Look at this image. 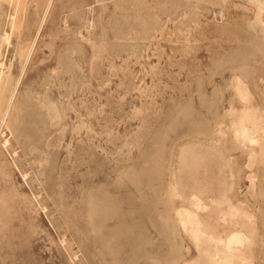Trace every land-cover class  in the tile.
I'll use <instances>...</instances> for the list:
<instances>
[{
	"label": "rangeland",
	"instance_id": "1",
	"mask_svg": "<svg viewBox=\"0 0 264 264\" xmlns=\"http://www.w3.org/2000/svg\"><path fill=\"white\" fill-rule=\"evenodd\" d=\"M9 3L15 10L10 35L19 41L20 48L31 45L42 23L28 60V49L19 55L16 41L3 53L12 76L17 78L21 69L24 71L16 101L25 113L27 110L29 121L35 108L48 111L44 113L52 126L41 143L32 141L27 148L18 145L5 127L0 128V264H89L84 255L93 246L90 243L98 247L113 244H109L111 250H116L122 261L138 253L141 259L150 253L162 260L178 253L183 261L209 264L181 228L176 227V234L159 237L153 246L149 235L141 237L139 222L146 200L157 212H169L174 219L175 211L189 210L205 229L222 238L228 231L239 232L250 224L264 227V220L261 225L258 222L264 206V169L255 166L256 162L251 169L242 165L245 154L233 152L227 126L221 128L229 118L221 127L218 122L232 105L235 109L240 106L239 102L230 103L235 78L242 84L247 82L243 85L253 97L251 102L261 108L264 65L261 69L258 63L263 58H256L255 73L246 76L241 69L239 74V69L234 73L217 65L237 46L250 44L246 22H253L254 15L259 14L264 28V6L259 10L240 0H229L223 10L200 0H0L3 24L9 11L4 7ZM173 5L179 9L176 13ZM244 78L247 80L242 82ZM215 88L222 93H214ZM197 92L206 96L207 105L214 103L216 117L207 111V105L205 109L201 106ZM187 105L195 113V127L183 112ZM213 118L217 121L213 130L217 126V131L206 144L199 134L206 129V121L214 124ZM4 140L9 145L3 146ZM226 156L234 158L225 163ZM251 187L255 191L261 188L262 194L257 191L261 196L257 193V199L250 198ZM90 201L95 208H90ZM136 228L139 231L134 233ZM90 229L96 235L93 242H85ZM259 231L264 244V231ZM176 237L180 241H174ZM259 238L256 247L245 249L247 262L242 264L260 262L251 253L258 249Z\"/></svg>",
	"mask_w": 264,
	"mask_h": 264
},
{
	"label": "bare ground",
	"instance_id": "2",
	"mask_svg": "<svg viewBox=\"0 0 264 264\" xmlns=\"http://www.w3.org/2000/svg\"><path fill=\"white\" fill-rule=\"evenodd\" d=\"M16 3H17V0H15ZM191 1V0H190ZM199 1V0H198ZM202 3H209L210 5H214L215 7L222 9L223 6H225V4L229 1V0H200ZM197 2V1H196ZM240 2H243L245 3L246 5L248 6H251V7H257L256 9H261V6L263 8L264 6V0H240ZM185 3V1H184ZM183 3V4H184ZM188 2H186L187 4ZM49 4V3H48ZM182 4V3H181ZM205 4V5H206ZM188 7H191L192 4H187ZM190 5V6H189ZM197 5V4H196ZM195 5V6H196ZM209 5V6H210ZM194 6V5H193ZM192 6V8H194ZM213 6V7H214ZM9 7V11H7V13L5 14V22L4 24L0 21V128H3L5 127L6 130L9 131V134L11 136V138H13L15 140V142L20 145L21 147H29L31 146L32 144H30L32 141H42L45 139V136H46V131L48 130L49 127L52 126V123L50 124V122L47 121V116L44 112L42 113L41 109L37 110L36 111V108L35 107H39V106H33L34 111H33V116L31 118V120H26L25 118V114H27V110H26V113L24 112L23 108L20 107V105L18 104V102L16 101V97H17V93H18V89H19V85L21 83V80H22V77H23V70L21 69L19 75L17 78H15L14 76H12V73H11V65L8 64L7 66L5 65L4 61H3V53L5 50H7L10 46V44L13 42V41H16L17 42V46H16V51L17 53L22 54V52L26 49L27 50V59L29 58V55H30V50L32 51L31 47L34 46V42L36 41L37 39V35H38V32L40 30V26L42 23L39 24V26L37 27V31L35 32L33 38L31 39V41L29 42V45L31 43L30 46H27V47H22L20 48L19 47V41H17L16 39H13V37H11L10 35V25L14 19V14H15V10L13 8V5L12 4H8L6 5V7H4L5 10H7V8ZM49 7V6H48ZM47 7V8H48ZM171 6H168L169 9ZM174 8V5L172 6ZM212 7V8H213ZM216 8V9H217ZM224 8V7H223ZM165 9V8H164ZM225 9V8H224ZM254 9V8H253ZM255 9V10H256ZM259 9V10H260ZM168 10V9H166ZM173 10H175L174 12L176 13V10L178 11L179 9L176 7V9L174 8ZM47 11V9H46ZM172 11V10H170ZM187 11V10H186ZM169 12V11H167ZM192 12V11H191ZM194 12H195V8H194ZM192 12V14L194 13ZM221 12H224V11H221ZM220 12V13H221ZM263 12V11H262ZM46 13V12H45ZM45 13H43L44 15H46ZM173 13V12H172ZM178 13V12H177ZM256 13V12H254ZM260 13V11H259ZM150 14V13H149ZM191 14V13H190ZM154 15V14H153ZM152 15V17H153ZM179 15V14H178ZM188 15V14H187ZM259 14L257 15H254L256 16L255 17V20L251 23H247V26H246V31L247 33H249V35H247V38L248 39V36H251V38L249 37V41H250V44L249 42H247V46L244 44V46L242 45L241 47L238 48L237 46V49H234V51L232 52L231 55H229L230 57L229 58H225L223 59L226 60V61H220L222 63H219L217 64L218 65V69H225V71H234L235 69H239V72H240V69L243 70V74L246 76L247 75H252V71L254 72V70H252L255 66H256V58L258 57H262L263 60L262 62L260 63L259 61L261 59L258 60V64L259 67L261 69H263V65H264V28H263V24H261V21H259V19L262 20V18H259L258 17ZM4 16V15H3ZM149 16V15H148ZM175 16V15H174ZM173 16V17H174ZM185 16H186V13H185ZM190 16V15H189ZM224 16V15H223ZM244 16V15H243ZM248 16V15H247ZM253 16V15H252ZM262 16V15H261ZM2 17V12H0V18ZM192 19H195L194 16H190ZM189 17V18H190ZM241 17V16H240ZM44 18V17H43ZM156 18V17H155ZM188 18V19H189ZM248 18V17H246ZM254 17H252L253 19ZM158 18L155 19V21L157 20ZM184 19V18H183ZM237 19V18H236ZM243 20L245 19V16L244 18H242ZM44 19H42L41 21H43ZM147 20V19H146ZM221 20V19H220ZM241 20V18H239V21ZM155 21H152L154 22V24H157V22L155 23ZM191 21V19H190ZM195 21V20H194ZM235 21V20H234ZM233 21V22H234ZM238 21V20H237ZM151 22V23H152ZM186 22V21H185ZM232 22V23H233ZM242 22V21H241ZM240 22V23H241ZM30 23V22H29ZM163 23V22H162ZM179 23V22H178ZM189 23V21H188ZM230 23V22H229ZM239 22H237L238 24ZM239 23V24H240ZM245 24V21L242 22ZM36 24V23H35ZM38 24V23H37ZM225 25V23H223ZM228 26L229 24L226 23ZM234 24V23H233ZM237 24L236 27H237ZM153 26V23L151 24ZM161 25V24H160ZM180 25V24H179ZM184 25V24H183ZM128 26V25H127ZM147 26V25H146ZM176 26V25H175ZM178 26V25H177ZM226 26V25H225ZM245 26V25H244ZM244 26L242 28H244ZM157 27V26H156ZM232 27V26H231ZM234 27V26H233ZM148 28V27H147ZM229 27H227L228 29ZM142 29V28H141ZM153 29V28H152ZM180 29V28H179ZM236 29V28H235ZM237 29H241V28H237ZM236 29V30H237ZM149 30V29H148ZM245 29H241V33L244 31ZM227 31V30H225ZM245 31V32H246ZM41 32V31H40ZM152 32V31H151ZM229 32V30H228ZM227 32V33H228ZM243 32V33H245ZM144 33L145 31L143 32L142 31V35L144 36ZM147 30H146V34H147ZM230 33V32H229ZM40 34V33H39ZM125 34V33H124ZM226 34V32H225ZM244 35V34H243ZM246 35V34H245ZM244 35V37H245ZM120 36V35H119ZM121 36H123L121 34ZM146 36V35H145ZM150 35L148 34V37ZM153 36V35H152ZM32 37V36H31ZM142 37V36H141ZM236 37V36H235ZM120 38V37H119ZM122 38V37H121ZM136 38V37H135ZM140 38V37H139ZM240 38V37H239ZM237 38V39H239ZM149 39V38H148ZM233 39V38H232ZM245 39V38H244ZM144 40V39H143ZM142 40V41H143ZM236 40V39H235ZM240 40V39H239ZM137 41V40H136ZM244 41V40H242ZM241 41V43H242ZM245 42V43H246ZM28 43V42H27ZM194 43V42H193ZM236 43V41H235ZM239 43V41L237 42ZM244 43V42H243ZM249 44V46H248ZM125 45V44H124ZM239 45V44H237ZM240 46V45H239ZM130 47V45L128 46ZM129 50V49H128ZM16 53V52H15ZM218 58V57H217ZM224 58V57H223ZM25 60V61H26ZM214 60V59H213ZM215 62V61H214ZM28 64V63H27ZM215 64V63H214ZM213 64V65H214ZM261 64H263L261 67ZM26 65V63L24 64ZM214 67V66H213ZM258 67V66H257ZM216 68L215 70H217L219 72V70L217 69L216 65L215 67ZM259 68V69H260ZM26 69V68H25ZM227 69V70H226ZM256 69V68H255ZM258 69V71H259ZM260 69V70H261ZM264 70V69H263ZM262 70V72H263ZM257 71V70H256ZM242 72H240L239 74H242ZM261 72V71H260ZM260 72H258V75L261 74ZM235 73V71H234ZM232 73V74H234ZM255 73V72H254ZM214 74V73H213ZM222 74V73H221ZM238 74V73H237ZM243 75V77H245ZM254 75V74H253ZM256 75V74H255ZM258 75L254 76L257 77ZM242 75H240L238 78H240ZM262 77H264L262 74L260 75ZM242 78V77H241ZM258 78V77H257ZM232 79V78H231ZM253 79V78H251ZM250 79V81H251ZM262 79V78H261ZM247 79L244 78V81L241 79L242 82H245ZM263 80V79H262ZM202 81V84L204 83L203 80L201 79ZM232 81V80H231ZM249 81V80H248ZM257 81V79H254V82ZM264 81V80H263ZM200 82V80H199ZM253 82V84H254ZM259 82V81H258ZM256 82V83H258ZM196 83V82H195ZM232 83H234V98H230L231 102H235L233 104H238V102L240 103V106L236 107L237 109H235V105H232V107L230 109H228L227 112L223 111V118L221 119V121H218L220 122V124L224 121H225V118H229L227 119V125L223 126L222 124L220 125L223 126L221 127L222 129L225 130V127L227 126V132H228V136H230V140L234 143L232 144V150H235L233 152H236V150H240L241 151V154H245V159L247 160V164L245 163L246 160H244V162L242 163V165H246V169H251V167L254 165V162L255 163V166L258 164L259 165V168L260 170L262 171L264 169V113L261 111V108H263V103H262V106L261 108H259V104L257 105H253V103L251 102V98L253 97H250V93H248V90H247V85L244 86L245 84H247V82H245V84L243 85L241 82H240V79H234L232 81ZM249 83V82H248ZM252 84V85H253ZM260 84V83H259ZM259 84H257L259 86ZM262 84V83H261ZM200 85H201V82H200ZM232 86V87H233ZM249 86V85H248ZM254 88V85L252 86ZM201 88V87H200ZM251 92L253 91L251 89V87H248ZM258 88V87H257ZM257 88H255L257 90ZM203 89V88H202ZM227 89V88H226ZM260 89V87H259ZM258 89V90H259ZM262 89V88H261ZM201 90V89H200ZM215 90H219L218 89H214V93L215 92H219V91H215ZM230 90V89H229ZM205 90H201L200 92H203ZM231 91V90H230ZM250 92V91H249ZM255 91H253L254 93ZM257 92V91H256ZM258 92H261L258 91ZM257 92V93H258ZM198 93V92H197ZM216 93V94H217ZM220 93V92H219ZM218 93V94H219ZM222 93V92H221ZM220 93V94H221ZM232 93V94H233ZM252 93V94H253ZM199 94V93H198ZM215 94V95H216ZM255 94V93H254ZM213 95V94H212ZM212 95H211V98L212 99ZM261 96V95H260ZM264 96V95H262ZM199 100H200V104H202L201 106L204 105V109H205V105L208 104V102L206 103L205 101V98L199 94ZM216 98V97H215ZM257 98V97H256ZM264 99V97H262ZM209 100V97H207V101ZM214 100V99H213ZM211 100V101H213ZM218 100V99H217ZM259 100V99H258ZM29 101V100H28ZM210 101V100H209ZM30 102V101H29ZM28 102V103H29ZM258 102V101H257ZM192 103V102H191ZM211 103V102H210ZM229 103V102H228ZM261 103V102H260ZM192 105V104H191ZM190 105V106H191ZM25 106V105H24ZM188 106V105H187ZM184 109V113L187 114V117L190 121V125H192V127H195V125L193 124V121H194V112L193 108H189V106ZM234 106V107H233ZM185 107V106H184ZM193 107V106H192ZM208 108L207 111H209V113H211L213 115V117H216L215 114L217 113V111H215V107H214V103L213 104H209L206 106ZM230 107V106H229ZM42 108V107H41ZM203 108V107H202ZM206 108V109H207ZM27 109V108H26ZM264 109V108H263ZM178 110V109H177ZM195 111V110H194ZM48 112V111H47ZM46 112V113H47ZM52 112V111H51ZM234 112V113H233ZM54 113V112H53ZM194 113V114H193ZM207 113V112H206ZM48 115V114H47ZM50 115V114H49ZM54 114H51V116H53ZM205 115V114H204ZM232 117H231V116ZM51 116L49 118H51ZM221 116V114L219 115ZM174 117V116H173ZM209 119L211 116H208ZM55 118V117H54ZM219 117H217L218 119ZM221 118V117H220ZM53 119V118H52ZM212 119V117H211ZM215 118H213L214 120ZM49 120V119H48ZM51 121V119H50ZM54 121V120H53ZM57 121V120H56ZM206 121V120H205ZM204 121V122H205ZM210 121V120H209ZM206 121V124L204 125V127H206V129L204 130H201L202 132L199 134V138L201 139H205V143H206V140H207V143H209V138H211L210 136H212V134L214 133L215 129L213 130L214 128V125L216 124L217 121H213V125H212V122L210 121ZM170 122V121H169ZM55 122H53L54 124ZM62 123V122H61ZM201 123V122H200ZM226 123V121H225ZM56 125V124H55ZM61 125V124H60ZM198 125V124H197ZM196 125V126H197ZM212 125V126H211ZM54 126V125H53ZM166 126V125H165ZM201 127V126H200ZM219 127V128H220ZM165 128V127H164ZM163 128V129H164ZM202 128V127H201ZM50 129V128H49ZM162 129V130H163ZM220 130V129H219ZM217 131V129H216ZM197 132V131H196ZM220 132V131H219ZM163 133V131H162ZM161 133V135H162ZM0 134H1V130H0ZM49 134V133H48ZM51 134V133H50ZM159 134V133H158ZM215 134V133H214ZM219 135V134H216V136ZM221 135V133H220ZM219 135V136H220ZM49 136V135H48ZM159 136V135H158ZM193 136V135H192ZM215 135L213 136L214 139L217 140V137ZM218 136V137H219ZM225 136V135H224ZM224 136H221V137H224ZM157 137V135H156ZM190 137V136H189ZM197 137V136H196ZM161 138V137H160ZM198 138V137H197ZM196 138V139H197ZM226 138V136L224 137ZM222 139L225 141V139ZM162 139V138H161ZM199 139V140H201ZM219 139L221 140V138L219 137ZM156 140V139H155ZM210 140H213V139H210ZM220 140H217V141H220ZM157 141V140H156ZM203 141V140H201ZM214 141V140H213ZM222 141V143L224 142ZM158 142V141H157ZM8 143V141L4 140V144L2 142V145H6ZM41 143V142H40ZM206 143V144H207ZM212 143V142H211ZM210 143V144H211ZM215 143L217 144V142L215 141ZM219 143V142H218ZM227 143V141L225 142V144ZM30 144V145H29ZM155 144V143H154ZM9 145V143H8ZM38 145V144H37ZM209 145V144H208ZM218 145V144H217ZM217 145H216V148H217ZM224 145V143H223ZM156 146V145H155ZM211 146V145H209ZM215 146L212 145V147ZM206 147V146H205ZM37 148V147H36ZM224 148V147H223ZM228 148V146H227ZM222 149V147H221ZM28 150V149H26ZM226 151V150H225ZM232 151H230L231 153ZM227 153V151H226ZM229 153V152H228ZM233 154V153H232ZM240 154V153H239ZM242 155H240L241 157ZM232 158H234V156H232ZM232 158L230 159V156H226L224 158L225 163H228L230 160H232ZM244 158V156H243ZM239 160V158H238ZM242 160V159H240ZM239 162V161H237ZM235 163V162H233ZM237 164V163H236ZM241 164V163H240ZM225 165V164H224ZM230 166V164H228ZM238 165V164H237ZM244 165V166H245ZM257 165V166H258ZM232 167L234 166L233 164L231 165ZM230 166V167H231ZM239 166V167H238ZM236 166V168L238 167L240 169V165ZM244 166H241L243 168H245ZM253 166V168L255 167ZM235 168V167H234ZM234 168H231L232 170ZM242 168V169H243ZM257 168V167H256ZM258 168V170H259ZM263 168V169H261ZM229 169V168H228ZM245 169V170H246ZM243 170V171H245ZM257 171V169H255ZM172 171V170H171ZM238 171V170H237ZM254 171V170H253ZM255 171V172H256ZM134 172V171H133ZM132 172V173H133ZM136 172V171H135ZM230 172V171H229ZM234 172V171H233ZM232 172V173H233ZM246 172L248 171H245L243 174H245ZM250 172V171H249ZM255 172L253 177L257 175H255ZM142 173V172H140ZM230 175V177L235 173H233ZM253 173H249V175L252 176ZM257 173V172H256ZM128 174V173H127ZM135 174V173H134ZM138 174V172H137ZM136 174V175H137ZM235 174H238L237 172ZM260 174V173H259ZM126 175V174H125ZM229 175V174H228ZM247 175V174H245ZM248 175V176H249ZM262 175V174H260ZM130 176V175H129ZM234 176V175H233ZM232 176V177H233ZM249 176V177H251ZM264 175H262V178H263ZM138 177H139V174H138ZM238 176L236 175V178L234 179H237L238 181ZM247 177V176H246ZM255 177V180L258 181ZM119 178V177H118ZM126 178V177H125ZM137 178V177H136ZM248 178V177H247ZM120 179V178H119ZM139 179V178H137ZM173 179V178H172ZM261 179V177H260ZM247 180V179H246ZM251 180V179H250ZM255 180H252V181H255ZM263 180V179H262ZM136 181V180H134ZM236 181V180H235ZM255 181V182H256ZM264 181V180H263ZM141 182V181H140ZM172 182V181H171ZM249 182V181H248ZM234 183V182H232ZM236 183V182H235ZM253 184V182H250ZM259 183H261L259 181ZM263 183V182H262ZM251 186V185H250ZM173 187V186H172ZM252 189V190H251ZM251 190L250 191V198L252 199H257L256 196H257V191L261 190L258 189V190H254L252 187H251ZM174 190V189H173ZM173 192V191H172ZM237 192V191H236ZM249 193V192H248ZM262 190H261V194H262ZM233 194V193H232ZM260 193H258L259 195ZM260 194V196H261ZM172 195V194H171ZM92 198V197H91ZM90 200H93L91 199ZM147 198V197H146ZM259 198V197H258ZM98 199V198H97ZM110 199V198H109ZM259 199H262L261 197ZM264 199V198H263ZM168 200V199H167ZM87 201V200H86ZM94 201V200H93ZM91 202V201H90ZM149 202V203H148ZM168 202V201H167ZM254 202V201H253ZM146 203V204H145ZM169 203V202H168ZM86 204V203H85ZM88 204H89V201H87V207H88ZM92 205H90V208H95V203H92ZM103 203H100L99 206H101ZM107 204V203H106ZM142 204H144V206L142 208H144V213L142 214V217H141V221L139 222V227L141 228V233L143 234V236L141 235V237L145 238L144 237V233H146L147 235H149V238H147L149 241H150V244L153 246V244H155V240H158L159 237H167L168 234L170 232L175 233L174 232L176 230V227L178 228H181L182 231L187 235L188 239L191 241V242H194L195 245L197 246L198 249L196 250H199L201 253H203L204 255L207 256V258L210 260V263L209 264H242L245 260H246V257H245V249L248 247H250L251 245L254 247H256V245H254L257 241H255L256 239H258L261 235L263 237V233L261 232L260 234V231L259 230H262L264 231V227L262 228L258 226V224H250L248 225L247 227H244L243 230L239 231V232H236V231H228L227 234L224 235V237L222 238V236L218 235L217 233H213L211 232L210 230H207L205 229L204 226L201 225V223L196 219V215L189 211V210H178V211H175L176 213V217L175 219L174 218H171L170 216V213L168 212L167 214H163V213H159L155 210V208L153 209V205H152V202H150L149 200H146L145 202L143 201ZM260 204V203H259ZM98 205V204H96ZM164 205H167V204H164ZM258 205V204H256ZM260 206H263V204ZM260 206H259V210H260ZM85 207V208H87ZM165 207V206H164ZM97 208V206H96ZM168 208V207H167ZM86 210V209H85ZM91 210V209H90ZM94 212L95 210L97 209H92ZM170 210V209H169ZM175 210V209H174ZM258 210V211H259ZM262 210V209H261ZM254 211V210H253ZM264 211V206H263V210L260 211V213L262 214L261 216V219L260 221L258 220L259 218L257 217V220L259 222V225H264V213H262ZM88 212V211H87ZM91 212V211H89ZM93 212V213H94ZM99 212V210H98ZM252 212V211H251ZM86 213V212H85ZM174 213V214H175ZM255 214V212H253ZM259 213V216L261 215ZM97 215V213H95ZM94 214V215H95ZM93 214H91L92 216ZM258 215V214H257ZM89 216H90V213H89ZM61 217V216H60ZM95 219L96 217L93 216ZM256 216L254 215V218ZM263 217V218H262ZM93 218V220H95ZM250 218V216L248 217ZM85 219V218H84ZM87 219V218H86ZM89 220V219H88ZM88 220H85V222H87ZM256 220V218H255ZM256 220V222H257ZM261 220L263 221V223H261ZM90 222V221H89ZM94 223V221L92 222ZM261 223V224H260ZM86 225V224H85ZM91 225V224H90ZM93 225V224H92ZM86 227V226H85ZM90 227V226H88ZM92 227V226H91ZM259 227V228H258ZM84 229V228H83ZM87 229V227H86ZM93 229H90L88 233H91V235L89 234H86V236L84 237V241L85 242H88L92 241V239L94 240L93 237H95L96 233L94 234V231H91ZM131 230V229H129ZM137 230V228H136ZM246 230L248 231V234H246ZM97 231V230H96ZM101 231V230H100ZM99 231V232H100ZM104 231V230H103ZM139 230L137 231H133L134 233L135 232H138ZM259 231V232H258ZM92 232L94 235H92ZM98 232V233H99ZM226 232V231H225ZM128 233V232H127ZM130 233V232H129ZM132 233V232H131ZM130 233V234H131ZM103 234V233H102ZM130 234H128L130 236ZM138 234V233H137ZM132 235V234H131ZM146 235V236H147ZM93 236V237H92ZM101 237V233L99 235ZM133 236V235H132ZM175 237V235H172ZM140 236H138L139 238ZM261 237V238H262ZM261 238L260 241L258 242V244L261 242ZM133 239V237H132ZM136 239V237H135ZM141 239V238H139ZM175 240L174 241H180V237L179 238H174ZM178 239V240H177ZM264 240V239H263ZM83 241V240H82ZM90 241V242H91ZM93 242V241H92ZM136 242V241H135ZM141 244V241H137L136 244L138 243ZM176 242H175V245H176ZM92 244L93 246L90 247V249H88V252L85 256V259L88 261L89 264H193V262H186L185 260L183 261L178 253L177 255L175 256H171V257H167L165 259H159L156 255L154 254H148V255H145V257L143 259H141L142 257H139L141 256L142 254L141 253H138V254H132V251L130 249L131 253L133 256H131L132 258H128L126 261H122L119 260V253L115 250V253L111 250V246H113V244H111V246L109 244H107V246H104V247H101V246H97V244H93V243H90ZM135 244L134 247H136L137 245ZM139 244V245H140ZM179 244V242H178ZM178 244H177V247H178ZM257 246L258 249L256 248H253L254 249V254L253 252L252 255L254 257L257 256L258 259H259V263H261V261L263 262L264 264V244L261 242V244H259ZM261 246V247H260ZM87 248H88V244H87ZM138 248V247H136ZM140 248V247H139ZM138 248V250H139ZM251 248V250H252ZM177 249V248H176ZM178 251V250H177ZM249 251V250H248ZM136 252V249L134 250V253ZM249 253V252H248ZM250 254V253H249ZM251 256V254H250ZM252 257V256H251ZM250 259V258H249ZM256 259V260H258ZM261 259V260H260ZM250 261V260H249ZM247 262V260L245 261ZM258 263V264H259ZM195 264V263H194Z\"/></svg>",
	"mask_w": 264,
	"mask_h": 264
}]
</instances>
